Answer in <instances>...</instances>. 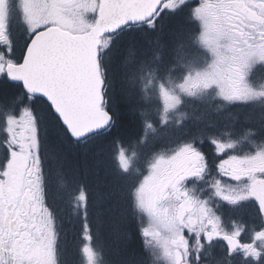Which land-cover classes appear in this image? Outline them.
Returning a JSON list of instances; mask_svg holds the SVG:
<instances>
[{
    "label": "snow or ice",
    "instance_id": "6c2138e0",
    "mask_svg": "<svg viewBox=\"0 0 264 264\" xmlns=\"http://www.w3.org/2000/svg\"><path fill=\"white\" fill-rule=\"evenodd\" d=\"M258 66L264 0H0V264H264Z\"/></svg>",
    "mask_w": 264,
    "mask_h": 264
},
{
    "label": "trees",
    "instance_id": "16d2710c",
    "mask_svg": "<svg viewBox=\"0 0 264 264\" xmlns=\"http://www.w3.org/2000/svg\"><path fill=\"white\" fill-rule=\"evenodd\" d=\"M262 68L264 70V67H262ZM263 75H264V73H263ZM209 111H207V112H209ZM238 111H240V116H241V120H242L243 115L247 111V109L246 108L245 109H241V110L233 109L232 113L234 115H236ZM211 112L213 114H210V112H209L210 116H208L209 114L207 113V115L205 117L203 115V117L208 119V120H211V121H218L219 123L227 124L225 121H223L224 119H221V117H218V115H215L216 112H213V110H211ZM226 114H225V112L223 113V115H226ZM201 116H202V112L200 113L199 116L197 114V117H201ZM219 116H221V114ZM203 117H201V118H203ZM219 119H221V120H219ZM91 180H92V177L89 176L88 182H91ZM74 215H75V217H74ZM62 217H63V227H64L65 232L68 234L69 238L72 237L73 233H76V234L80 233V228L82 226L81 225V220L75 214L74 204L71 201H67V202L62 204ZM109 255H110V258L112 260L118 259V256H117V253H116V245H115V243H113L111 245V248L109 249Z\"/></svg>",
    "mask_w": 264,
    "mask_h": 264
},
{
    "label": "flooded vegetation",
    "instance_id": "af4514ba",
    "mask_svg": "<svg viewBox=\"0 0 264 264\" xmlns=\"http://www.w3.org/2000/svg\"><path fill=\"white\" fill-rule=\"evenodd\" d=\"M9 31L17 48L22 44L24 35L26 33L25 25L20 20V13L18 10L13 11L9 18Z\"/></svg>",
    "mask_w": 264,
    "mask_h": 264
},
{
    "label": "rangeland",
    "instance_id": "374dc122",
    "mask_svg": "<svg viewBox=\"0 0 264 264\" xmlns=\"http://www.w3.org/2000/svg\"><path fill=\"white\" fill-rule=\"evenodd\" d=\"M262 73H264V70L260 67V66H258V67H256L255 69H254V71H253V73H252V76H251V80L253 81V83L254 84H256V85H259L261 82H264V76L262 77V78H260V79H257L258 77H260V75L262 74ZM257 77V78H256ZM256 78V79H255ZM210 110V111H209ZM208 111L210 112V114H213L212 112H211V109H209ZM209 112H207L208 114H209ZM213 112H215V111H213ZM200 113H201V111L200 110H197V111H195L194 113H193V115H194V117H197V114H198V116L200 115ZM207 113H206V115H207ZM223 111L221 110L219 113H215V115H218V117H221V119H224L223 121H225L226 123H228L229 122V119H230V117H229V114L227 113H225L226 115H223ZM210 114L208 115V116H210ZM221 114V116H219ZM223 115V116H222ZM231 115L232 116H235L233 113H231ZM214 116V115H213ZM201 117H203V115L201 116ZM205 117V116H204ZM203 117V118H204ZM221 119H219V120H221ZM76 214V213H75ZM74 217H75V215H74ZM80 234V233H79Z\"/></svg>",
    "mask_w": 264,
    "mask_h": 264
}]
</instances>
